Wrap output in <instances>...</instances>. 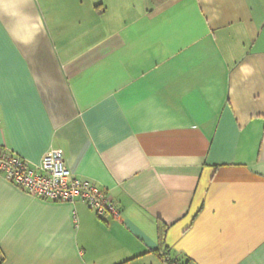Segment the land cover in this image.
<instances>
[{"label": "crops", "instance_id": "obj_1", "mask_svg": "<svg viewBox=\"0 0 264 264\" xmlns=\"http://www.w3.org/2000/svg\"><path fill=\"white\" fill-rule=\"evenodd\" d=\"M0 146L120 210L0 174L1 264H264V0H0Z\"/></svg>", "mask_w": 264, "mask_h": 264}, {"label": "built area", "instance_id": "obj_2", "mask_svg": "<svg viewBox=\"0 0 264 264\" xmlns=\"http://www.w3.org/2000/svg\"><path fill=\"white\" fill-rule=\"evenodd\" d=\"M0 174L33 197L54 202L81 201L101 220L120 216L109 193L75 175L60 149L48 151L39 164L33 165L16 152L0 146Z\"/></svg>", "mask_w": 264, "mask_h": 264}, {"label": "trees", "instance_id": "obj_3", "mask_svg": "<svg viewBox=\"0 0 264 264\" xmlns=\"http://www.w3.org/2000/svg\"><path fill=\"white\" fill-rule=\"evenodd\" d=\"M164 236V233L162 232V228H161V239H162V237ZM158 251H160L162 254L161 255H163V257H166V261H167V263H171L172 261L169 259V257H168V253H167V250H166V248H165V246L162 244V240H161V245H160V249L158 250ZM1 262H2V258L0 257V264H1ZM174 263H176V264H179V263H177V262H174ZM125 264V263H124Z\"/></svg>", "mask_w": 264, "mask_h": 264}]
</instances>
